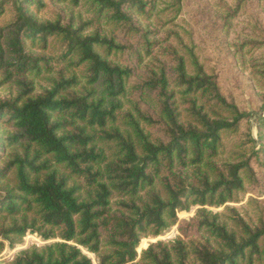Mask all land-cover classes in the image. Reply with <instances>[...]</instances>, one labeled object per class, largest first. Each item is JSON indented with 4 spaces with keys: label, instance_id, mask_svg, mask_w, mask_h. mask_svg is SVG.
Returning <instances> with one entry per match:
<instances>
[{
    "label": "trees",
    "instance_id": "16d2710c",
    "mask_svg": "<svg viewBox=\"0 0 264 264\" xmlns=\"http://www.w3.org/2000/svg\"><path fill=\"white\" fill-rule=\"evenodd\" d=\"M156 6L0 0V88L17 87L0 99V253L27 233L46 241L0 264H264V222L226 205L258 182L264 117L256 148L249 114L186 46L137 74L157 41L136 18ZM226 135L237 159L219 161Z\"/></svg>",
    "mask_w": 264,
    "mask_h": 264
},
{
    "label": "rangeland",
    "instance_id": "374dc122",
    "mask_svg": "<svg viewBox=\"0 0 264 264\" xmlns=\"http://www.w3.org/2000/svg\"><path fill=\"white\" fill-rule=\"evenodd\" d=\"M175 1L156 0L157 6L149 17L136 18L142 28L151 31L149 37L157 41L151 56L154 59L146 58L137 74L145 73V65L154 67L158 61L168 62L171 58L167 55L169 47L181 55L186 53L185 46L191 48L204 71L216 75L221 94L249 114L251 135L258 148L261 144L258 123L259 118L264 117V0H181L179 10L173 5ZM57 7L49 4L38 13V18H54ZM35 83L38 89L44 86L43 81L35 80ZM16 88L12 82L3 85L0 99L14 95ZM239 139L238 135L223 137L219 161L237 159L235 146ZM254 166L257 184H247L244 192L226 204L234 207L250 224L264 222V167H259L256 162ZM196 209L178 212V218L189 219ZM209 209L222 212L224 206ZM177 235V225H174L158 237L142 238L138 254L150 243L167 242ZM45 242L27 233L13 248L6 245L0 260L10 259L22 249ZM87 254L97 264L95 256Z\"/></svg>",
    "mask_w": 264,
    "mask_h": 264
},
{
    "label": "bare ground",
    "instance_id": "6f19581e",
    "mask_svg": "<svg viewBox=\"0 0 264 264\" xmlns=\"http://www.w3.org/2000/svg\"><path fill=\"white\" fill-rule=\"evenodd\" d=\"M93 260V259H92Z\"/></svg>",
    "mask_w": 264,
    "mask_h": 264
}]
</instances>
